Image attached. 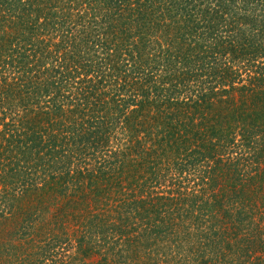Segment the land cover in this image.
<instances>
[{"label":"trees","instance_id":"trees-1","mask_svg":"<svg viewBox=\"0 0 264 264\" xmlns=\"http://www.w3.org/2000/svg\"><path fill=\"white\" fill-rule=\"evenodd\" d=\"M0 264H264V0H0Z\"/></svg>","mask_w":264,"mask_h":264}]
</instances>
